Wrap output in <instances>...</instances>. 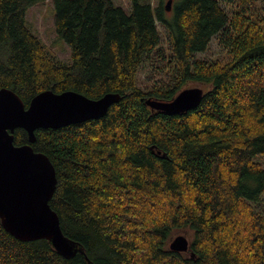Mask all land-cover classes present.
Returning <instances> with one entry per match:
<instances>
[{
  "label": "trees",
  "instance_id": "obj_1",
  "mask_svg": "<svg viewBox=\"0 0 264 264\" xmlns=\"http://www.w3.org/2000/svg\"><path fill=\"white\" fill-rule=\"evenodd\" d=\"M39 1L0 0V89L27 107L44 91L121 100L102 119L37 130L35 143L16 130V145L55 167L50 205L78 252L66 259L47 240L21 242L0 219V264H264V8L172 0L168 12L164 0H130L127 13L112 0H54L72 49L65 65L27 26ZM214 39L226 57L199 58ZM159 55L151 68L161 78L141 89L138 73ZM189 84L204 91L194 110L148 104ZM181 230L193 233L194 257L170 249Z\"/></svg>",
  "mask_w": 264,
  "mask_h": 264
},
{
  "label": "water",
  "instance_id": "obj_2",
  "mask_svg": "<svg viewBox=\"0 0 264 264\" xmlns=\"http://www.w3.org/2000/svg\"><path fill=\"white\" fill-rule=\"evenodd\" d=\"M172 3V0L167 2L168 12ZM203 97V89L194 87L182 91L171 102L148 104L168 114H182L196 109ZM120 100V95L115 93L90 99L75 91L59 94L44 91L27 107L16 92L0 89V219L13 237L26 243L47 240L66 259L78 252V245L64 235L60 217L50 205L58 185L55 167L30 144L16 145V130H25L30 142L35 143L37 130H58L102 119ZM191 242L186 233L178 234L172 239L170 249L191 253Z\"/></svg>",
  "mask_w": 264,
  "mask_h": 264
},
{
  "label": "rangeland",
  "instance_id": "obj_3",
  "mask_svg": "<svg viewBox=\"0 0 264 264\" xmlns=\"http://www.w3.org/2000/svg\"><path fill=\"white\" fill-rule=\"evenodd\" d=\"M116 7L122 8L125 12H131L130 0H112ZM169 0H164V5ZM154 6L158 5L159 0H151ZM255 14H260L264 8V0H256ZM174 3H172L173 5ZM226 11L231 12V7L226 3H221ZM171 15V13H169ZM27 26L40 42L46 47L53 57L65 65H72V49L69 44L56 31V8L54 0H40L36 5L31 7L26 14ZM159 26V25H158ZM159 28V27H158ZM165 38V37H164ZM165 41V40H164ZM226 51L219 47L216 39L212 41L207 52L198 57L201 59H218L225 58ZM161 55L153 57V62L146 61L137 76V85L144 90H148L161 77L157 71L151 67L161 66ZM188 86L196 87L199 85L189 84ZM186 233L189 239L193 240V233L188 230L178 231V234ZM189 256L188 254H185Z\"/></svg>",
  "mask_w": 264,
  "mask_h": 264
}]
</instances>
